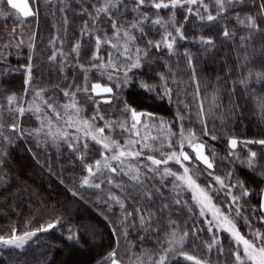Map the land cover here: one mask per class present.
Masks as SVG:
<instances>
[{
    "label": "snow or ice",
    "instance_id": "snow-or-ice-1",
    "mask_svg": "<svg viewBox=\"0 0 264 264\" xmlns=\"http://www.w3.org/2000/svg\"><path fill=\"white\" fill-rule=\"evenodd\" d=\"M213 3L214 11L210 9L206 0H103L92 3L90 7L88 0H80L77 14L87 17L82 19L80 37L89 36L95 40V50L91 52L88 62L80 63L82 47L80 38L75 39L69 53L63 48V36L50 38L49 44L52 49L47 56L50 62L59 64L61 71L70 60H74L83 72V84L76 83L74 79L72 84L62 89L65 99L62 107L67 119L61 116L59 101L54 96L47 97L44 87L31 89L32 102L28 103L27 110L36 116L39 126L30 130L28 134L36 136V147L39 148L41 144L45 148L66 144L83 162L87 172V175H82L79 180L81 186L100 189L101 184L97 180L101 177H104L109 185H116L121 195L109 189L106 196L98 195L97 199L102 200L106 208H111L113 213L117 207L119 208L125 226V237L129 235L128 229L131 228L135 229L141 245L149 239L154 240L155 252L140 253L141 256H148V264H172L176 256H183L195 264H212L210 258L200 259L185 250L189 236L193 237L194 244L195 237L200 231L211 234L209 241H205L209 252L213 246L218 256L227 252L225 264H264V162H261L257 152L251 149L246 156L241 157L235 151L238 138L230 136L227 140L228 150L225 159L231 166L221 173L210 171L215 167L216 153L206 152L207 142L204 137L210 136L211 140H217L218 136L214 129L208 127L203 102L197 112V119L202 116L204 119H200L201 127L196 129L190 126V117L189 123H185V115L179 108L182 82L179 71L174 72L170 63L159 65L165 69L163 71H157L151 66L154 56L161 51L162 46L169 54V59L178 53V41L189 39L186 34L187 25L193 21H198L200 26H203L205 22L218 23L224 20L221 35L235 41L236 26L230 28V21L225 19L227 16L235 17L236 25L241 26L242 32L245 33L239 37L244 45L242 49L244 52H247V44L255 35L264 37V0H213ZM45 6L52 5L49 3ZM5 7L7 10H4ZM70 7L71 5L64 3V0H59L57 5L58 10L65 13ZM39 8L40 0H36V4L31 7L28 0H6V5L4 0H0V17H4L6 21L9 18L13 20L7 29L9 39L3 44L4 50L11 46L17 26L23 28L27 23L25 18L38 17ZM180 9L183 10L182 21L177 19V11ZM161 10H168V15L166 17L162 15ZM68 24V17L65 14L62 25L65 34L68 31ZM105 25H109L110 30ZM153 28L159 33L158 38L149 35ZM35 35V33L29 35V54L23 66L26 70L25 85H30L34 78ZM57 39L60 42L59 46ZM192 39H197L195 33ZM198 40L204 51L215 44V38L211 34H200ZM22 43L21 39L16 47ZM102 44L109 47L102 50ZM152 49L156 51L153 52ZM102 51L107 54L106 59ZM71 53H75V57H72ZM181 59L187 61L190 66L189 74L195 77L197 75L195 57L188 48L183 50L182 56L177 55V68ZM92 69L100 74L95 78L96 82L89 79V71ZM104 77L106 81L101 83L100 80ZM252 78L253 73L249 71L248 76L242 78L240 83L247 86ZM255 79L264 86V71L256 72ZM173 83L176 87L177 111L171 121L155 110H145L143 106L130 102L128 96L123 93L124 89L139 88L145 94L154 93L153 99L159 98L161 102L171 104L174 95L171 86ZM55 87L59 88L60 85L57 84ZM25 92H28L27 88ZM78 93H85L83 97L85 103H91L90 115L85 111V105L80 103ZM100 99L109 104L116 101L120 105L116 109L118 116L112 118L102 113ZM7 101L9 105L15 101L19 115L25 114L26 109L15 94L8 95ZM212 101L213 104L217 101L215 92ZM236 107L238 105H233L230 111H235ZM259 107L261 115H264V97L261 98ZM8 110L11 112L10 107ZM47 110H51L57 118L55 128L52 127L53 119ZM212 110L210 104L208 111ZM0 111H3V106H0ZM188 111L190 113V107ZM98 121H103V124ZM3 127L4 125L0 124V128ZM8 127L16 129L18 125L12 121ZM69 127L75 128L76 131L69 133L67 131ZM141 127L144 129L143 133ZM117 128L121 132L117 133ZM152 129H156V136L150 135ZM24 135L25 132L21 128L18 136ZM120 136H123V143L118 138ZM3 140L11 143L10 136H4ZM89 141L100 146L96 150L101 158L93 162L87 160L93 150ZM248 143L264 146V139L245 141V146ZM157 152L159 155L155 154ZM7 155V152L0 153V190L3 192L0 207L3 205L19 207V204L13 202L23 198L25 189L14 186L6 174ZM33 155L37 157L39 163L38 154L33 152ZM236 161L247 168L246 178H241L236 173ZM45 166L51 173L48 161H45ZM59 183L65 184V181L60 179ZM65 190L72 192L73 199L79 197L78 203L95 204V201H89L75 186L72 188L66 186ZM188 193H191L190 197L185 198ZM27 195L32 196L31 190L27 191ZM49 195L51 197L53 194ZM55 195L58 196L59 193ZM45 205L47 206L46 201ZM50 207L51 211L47 218L44 219L41 215L40 219L35 221V226L28 230L18 233L13 227L10 234H0V246L20 249L37 233L48 232L57 226L63 228L65 213L71 209L59 200ZM185 208L190 217L200 218L198 221L200 229L193 231L191 227H182L187 221H181L178 216L172 215L174 212L183 213ZM29 215L31 216V213ZM100 215L105 221L111 222L106 211ZM195 223L197 220L194 219L193 224ZM245 228L247 231H244ZM113 231L115 232V229ZM95 233L96 225L92 219L81 216L74 226L68 227L67 239L72 241L74 246L83 248L89 244L88 235L95 236ZM225 240L228 242L227 247ZM116 257L115 250L109 253L110 264H122ZM137 264L143 262L137 259Z\"/></svg>",
    "mask_w": 264,
    "mask_h": 264
},
{
    "label": "trees",
    "instance_id": "trees-1",
    "mask_svg": "<svg viewBox=\"0 0 264 264\" xmlns=\"http://www.w3.org/2000/svg\"><path fill=\"white\" fill-rule=\"evenodd\" d=\"M33 6L36 0H31ZM94 2H103V0H88L90 7ZM212 4L213 0H206ZM51 4V7L45 6ZM59 0H40L39 16L36 18H25L27 23L23 28L17 26L15 38L11 40V46L4 50L3 44L9 39L8 28L13 23L12 18L5 20L0 17V106H3V111H0V124L4 127L0 128V153L7 152L5 172L10 177L14 186H19L25 189V194L22 199H18L13 203L19 204V207H9L3 205L0 207V234L8 235L11 228L15 227L17 232L28 230L35 226V221L40 219L41 215L44 219L51 211V205L55 204L56 200L61 201L71 209L65 213L64 227L57 226L48 232L37 233L32 237L27 244L20 249L13 246H0V264H110L109 253L113 250L117 252V259L122 261V264H137V259L148 264V256H141V251L155 252L154 240L149 239L141 245L137 239L135 229H128L129 235L124 236L125 226L121 219L119 208L113 213L111 208H106L102 200L97 199V196H106L109 189L117 195L122 193L115 184L109 185L105 179L101 181L100 189H92L93 187L84 188L80 185L79 180L82 175H87L84 169L83 162L76 157L66 144H61L58 148L50 149L49 155L47 148L40 145L36 147L37 141L34 135H29L30 130L37 127V122L32 118L31 113L25 111L23 116H20L16 111L17 103L14 101L9 105L7 96L15 94L20 102H29L32 97V88L42 86L45 88L47 97H55L60 105L65 102L62 89L72 84L75 79L76 83L83 84V72L79 65L70 60L63 70H59L60 66L56 62H50L47 56L50 55L52 46L49 44L50 38L54 36H63V48L66 53H69L71 46L76 38L81 39V55L80 63H87L91 52L95 50L94 37H80V28L82 19H87L78 15V5L80 0H64V3L70 4L66 13L58 10L57 5ZM31 4V5H32ZM6 5V0H4ZM10 7V6H8ZM210 9L214 11V5H210ZM4 10H7L5 7ZM75 10V11H74ZM155 11V10H153ZM68 17V31L65 34L63 25V16ZM161 14L165 17L168 15V10H161ZM183 10L177 11V19L182 21ZM229 27L236 26L237 35L235 41L224 38L221 35V29L224 25V20L218 23L205 22L200 26L198 21H193L187 25L188 40L178 41V53L173 54L169 59V54L161 47V51L156 53L152 60L151 66L157 71L165 69L159 65L170 63L173 65V71H179L181 77L180 84V110L185 115V123L194 126L196 129L201 127L200 119H197V112L203 102L205 111L207 112V123L210 129H214L218 139L211 140V137H204L207 142L206 152L211 154L216 153L214 158L215 167L213 170L217 173L225 171L230 167L229 161L225 159L228 150L227 140L230 136L238 138L237 151L241 157L247 155L249 149L256 151L261 162H264V146L258 143H248L245 146V141L264 139V115L260 112L261 98L264 97V86L255 79V73L264 71V54H262V42L264 37L259 34L254 36V39L247 44V52L242 51L244 45L239 37L245 34L241 30V26L236 25L235 17L227 16ZM109 30L110 26L105 25ZM35 33L34 43L35 51L33 55L34 78L30 85H25L26 70L24 65L27 62L29 54V35ZM193 33L197 36L196 40L192 39ZM200 34H211L215 38L213 47L204 51L203 45L199 43L198 36ZM149 35L158 38L159 33L155 28ZM23 40L19 47H16L18 41ZM57 39V46H59ZM108 45H101L103 50ZM188 48L195 57L194 65L197 75L191 76L190 66L186 60H179V67L176 65L177 55L182 56L183 50ZM155 52V49H152ZM75 57V53H71ZM102 55L107 58V54L102 51ZM247 57V59H246ZM249 71L253 73V78L245 86L240 83L242 78L248 76ZM99 73L95 69L89 71V79L91 82H96L95 78L99 77ZM106 81V77L100 80L101 83ZM235 82V91L233 85ZM59 84L57 88L55 85ZM197 84L199 85V94H197ZM174 95L172 103L166 101L161 102L159 98L153 99L155 94H145L142 89H124V95L128 96L130 102L143 106L145 110H155L167 117L169 121L173 119L177 111L176 104V87L173 83ZM28 92H25V89ZM215 92L217 101L213 104L212 96ZM85 93H78L80 103L85 105V111L91 114V103H85L83 97ZM123 99V96L121 97ZM100 111L108 117L115 118L118 116L116 111L120 106L116 101L102 103L99 101ZM212 105L213 110L208 111L209 105ZM233 105H238L235 111H230ZM11 108V112L8 110ZM191 111L189 113L188 108ZM15 121L18 125L16 129L8 127ZM103 124V121H98ZM23 129L24 136H18L19 130ZM107 132V129H106ZM119 133L118 130H116ZM4 136H10L11 143L3 140ZM120 136L118 138H122ZM90 143L93 147L92 152L87 157L88 162H93L97 158H101L99 152L100 146ZM214 145V149H213ZM31 149V151H30ZM36 152L39 156L33 155ZM159 155V153H155ZM45 161L51 166L52 172H49ZM171 163V162H170ZM201 167H204L201 165ZM236 173L241 178H246L248 174L247 168L236 161ZM60 179L65 181V184H60ZM171 179V178H169ZM106 184V185H105ZM75 186L80 189L81 194L89 201H95V204L89 202L78 203L79 197L73 199L71 191H66L65 188ZM83 188V189H82ZM31 190L32 196L27 195V191ZM50 193L53 195L50 197ZM59 193L58 196L55 194ZM190 193L185 198L190 197ZM3 192L0 190V198ZM29 200L31 202H29ZM47 202V206L45 205ZM97 205L99 207H97ZM158 206V205H157ZM59 209V205H57ZM6 209V210H5ZM43 210V212H42ZM106 211L110 217V221H105L101 212ZM31 213V216L29 215ZM174 217H179L181 221H187L182 227H191L193 231L201 228L199 217H190L187 214V208L183 213L174 212ZM81 216L90 217L96 225L95 236L88 235L89 244L87 247L74 246L72 241L67 239L68 227L74 226ZM197 223L193 224V220ZM255 222V221H254ZM166 223V221H165ZM203 227L206 228V225ZM115 229V232L113 231ZM244 231H247L245 228ZM163 236V233H161ZM211 234H206L203 231L198 232L195 237V243H192L193 237L190 235L188 242L185 245V250L191 255H195L200 259L210 258L212 264H225L227 252L224 255L217 254L215 246L211 252L207 248L205 241H209ZM226 235V234H225ZM227 247V240L224 241ZM155 259V256H153ZM172 264H195L194 261H188L183 256L173 258Z\"/></svg>",
    "mask_w": 264,
    "mask_h": 264
},
{
    "label": "rangeland",
    "instance_id": "rangeland-1",
    "mask_svg": "<svg viewBox=\"0 0 264 264\" xmlns=\"http://www.w3.org/2000/svg\"><path fill=\"white\" fill-rule=\"evenodd\" d=\"M32 1L31 0H28V3H29V5H30V7L31 6H33V4L31 3ZM32 4V5H31ZM210 5H214V3H212V4H210L209 3V6ZM91 71V70H90ZM91 81V80H90ZM90 86V85H89ZM93 95H95V94H93ZM99 101H101L102 103H107V102H105L103 99H100ZM29 102H32V97H31V100L29 101ZM29 102H26V103H23L24 104V107H25V109H26V111H28L27 110V106H28V103ZM48 111V114L52 117V119H53V124H52V127L53 128H55L57 125H56V116H55V114L54 113H52L51 112V110H47ZM60 111H61V116L62 117H64V119H67V117L66 116H64V110H63V107H62V105H60ZM29 113H31V116H32V118L33 119H35L36 120V122H37V127L39 126V121L36 119V116L31 112V111H28ZM113 118V117H112ZM61 123H62V121H61ZM116 130H118L119 132H121V130L119 129V128H117ZM141 133H143L144 132V129H143V127H141ZM67 131L69 132V133H74L75 131H76V129L75 128H71V127H69V128H67ZM126 135V134H125ZM150 135H152V136H156L157 135V131H156V129H152L151 131H150ZM34 137H35V139H36V141H37V138H36V136L34 135ZM89 142H91V143H94L95 144V142H92V141H89ZM121 143H123V137L121 138ZM41 145H43V144H41ZM44 146V145H43ZM99 146V145H98ZM52 148H58L57 146H50V147H48L47 148V152L45 151V153L47 154V155H49V152H50V149H52ZM103 179H105L104 177H101L99 180H97V182L98 183H100L101 184V181L103 180ZM106 185V184H105ZM84 188H86L85 186H83ZM87 187H89V186H87ZM83 189V188H82ZM92 189H95V188H92ZM191 194V193H190Z\"/></svg>",
    "mask_w": 264,
    "mask_h": 264
}]
</instances>
